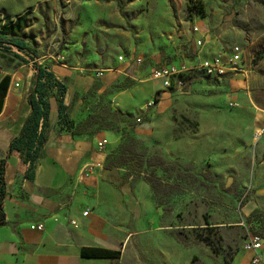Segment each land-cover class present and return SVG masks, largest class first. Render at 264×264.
<instances>
[{
	"label": "rangeland",
	"instance_id": "1",
	"mask_svg": "<svg viewBox=\"0 0 264 264\" xmlns=\"http://www.w3.org/2000/svg\"><path fill=\"white\" fill-rule=\"evenodd\" d=\"M198 1L200 14L188 0H46L42 16L41 0H28L19 37L32 53L0 51V79L34 59L56 72L65 87L52 94L65 105L58 132L114 136L106 158L139 142L120 188L130 195L126 233L138 232L128 253L136 248L142 264H234L249 233L264 238V133L255 140L264 125H254L264 111V0ZM195 24L207 35L201 49ZM235 44L245 74L206 77L200 59ZM162 64L188 69L184 90L149 79Z\"/></svg>",
	"mask_w": 264,
	"mask_h": 264
},
{
	"label": "crops",
	"instance_id": "2",
	"mask_svg": "<svg viewBox=\"0 0 264 264\" xmlns=\"http://www.w3.org/2000/svg\"><path fill=\"white\" fill-rule=\"evenodd\" d=\"M3 1H0V29H5L13 40L22 41L19 35L29 2ZM45 7L46 0H41L42 16ZM222 48L217 47L211 55ZM19 53L26 52L16 54ZM33 67L30 63L23 64L14 74L6 72L0 79L11 78L0 113V159H6L7 184L6 222L0 226V264H142L136 248L128 253V237L138 232L126 233L123 199L126 201L125 196L130 195L124 187L120 188L123 173L120 168L106 169V155L97 150L98 141L106 138L113 148L117 147V138L104 132H58L59 101L52 95L47 99L50 109L46 141L34 166L24 161L21 152H11L12 141L21 135L31 114L30 94L36 78ZM58 71L66 73L63 69ZM52 72L60 81L56 72ZM234 92L242 100V107H251L248 94ZM216 125L213 120L215 128ZM254 125H264V111H255ZM90 164L97 165V171L86 176L83 170ZM86 210L89 215L83 216ZM245 211L249 214L252 210L247 206ZM71 221H76V225ZM37 224H43L44 230L31 228ZM91 247L121 251V256L82 257V248ZM263 251L264 248L262 254ZM251 257L248 252L238 254L234 264H250Z\"/></svg>",
	"mask_w": 264,
	"mask_h": 264
},
{
	"label": "trees",
	"instance_id": "3",
	"mask_svg": "<svg viewBox=\"0 0 264 264\" xmlns=\"http://www.w3.org/2000/svg\"><path fill=\"white\" fill-rule=\"evenodd\" d=\"M191 11L201 13V7L199 6L198 0H188ZM5 29H0V44L8 43L15 46L19 51L30 52L29 47L24 43V41H15L11 36L4 32ZM10 53V52H3ZM34 56L33 54H31ZM11 78L5 76L0 81V113L3 108L4 100L7 96ZM55 90L60 94H64L65 87L59 81L55 74L50 71L49 68L43 65H37L36 67V78L34 82V88L30 94V105L31 114L29 115L22 133L19 137L15 138L11 143V152L19 151L21 152L23 159L26 163L34 166L36 159L40 155V150L44 146L46 137L45 129L48 124L49 116V103L47 99L49 96L55 92ZM62 96V95H60ZM57 97V96H56ZM58 98V97H57ZM65 105L63 100H59V114L60 118L64 115ZM41 123V129L39 130ZM139 142L131 137L129 142L124 144L121 149L122 152L119 157H107L106 158V169L120 168L128 162L136 160L137 156L140 154L137 151V145ZM156 160V159H155ZM148 166L162 165L161 159L153 161L152 158L147 160ZM5 165L6 159H0V226L4 225L6 222V214L4 211V202L7 195L6 182H5ZM82 257L86 258H120L121 251H113L91 247L82 248Z\"/></svg>",
	"mask_w": 264,
	"mask_h": 264
},
{
	"label": "built area",
	"instance_id": "4",
	"mask_svg": "<svg viewBox=\"0 0 264 264\" xmlns=\"http://www.w3.org/2000/svg\"><path fill=\"white\" fill-rule=\"evenodd\" d=\"M194 12V11H193ZM196 14V12H194ZM201 33L199 37L196 39V46L198 49L204 45V42L207 38V35L201 31L200 27L196 24L193 27V34ZM204 41V42H203ZM0 51L10 52V53H18L20 52L18 48L8 43L0 44ZM203 51H199V55L201 56ZM120 62H124L122 56L118 59ZM244 61V49L240 45H233L229 49H225L224 47L219 51H216L214 55L210 57H203L200 59L199 69L204 73L206 77L211 79H224L229 75L234 74H245V70L240 66ZM37 60H33L30 62L31 65H34ZM136 66L140 67L143 64V59L138 57L135 59ZM36 68V67H35ZM36 70V69H35ZM186 68H179L170 64H162L155 65L149 70V79L153 81H159L162 83V86L165 89H171L172 86L176 90L182 91L186 88L187 83L182 78V74L187 72ZM101 74V73H100ZM102 75V74H101ZM19 86L16 84V87ZM238 104H231V107H237ZM264 133V129L259 130L255 133V140H258L262 134ZM108 146V142L106 139L100 140L97 143V150L99 152L104 151ZM97 171V165L90 164L86 166L83 170L86 176L92 175ZM89 215V210L83 212V216ZM73 225H76V221H71ZM33 230L43 231L44 225L37 224L31 227ZM243 248L246 252L252 251L253 255L250 260V264H264V259L262 256V250L264 248V238L258 234L249 233L247 236Z\"/></svg>",
	"mask_w": 264,
	"mask_h": 264
},
{
	"label": "water",
	"instance_id": "5",
	"mask_svg": "<svg viewBox=\"0 0 264 264\" xmlns=\"http://www.w3.org/2000/svg\"><path fill=\"white\" fill-rule=\"evenodd\" d=\"M125 199H126V201L129 202V196L128 195L125 196Z\"/></svg>",
	"mask_w": 264,
	"mask_h": 264
},
{
	"label": "bare ground",
	"instance_id": "6",
	"mask_svg": "<svg viewBox=\"0 0 264 264\" xmlns=\"http://www.w3.org/2000/svg\"><path fill=\"white\" fill-rule=\"evenodd\" d=\"M248 253H251L253 255V252L252 251H248Z\"/></svg>",
	"mask_w": 264,
	"mask_h": 264
}]
</instances>
